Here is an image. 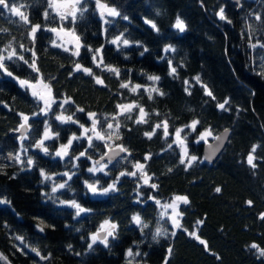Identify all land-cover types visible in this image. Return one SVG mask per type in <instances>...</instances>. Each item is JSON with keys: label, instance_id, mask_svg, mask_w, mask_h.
<instances>
[{"label": "trees", "instance_id": "1", "mask_svg": "<svg viewBox=\"0 0 264 264\" xmlns=\"http://www.w3.org/2000/svg\"><path fill=\"white\" fill-rule=\"evenodd\" d=\"M12 3L30 23L0 9V55L7 57L13 50L17 54L3 61L12 76L0 69V199L7 201L0 204V254L6 258L2 264H264V256L250 247L256 244L264 249V0H241L238 8L228 0H100L120 14L103 19L96 0H82L87 11L78 12L74 24L71 16L62 22L48 0ZM221 9L226 19H220ZM177 19L185 25L183 32L174 28ZM145 20L155 23L158 31ZM36 24L41 27L33 40L30 29ZM61 26L74 29L80 37L79 56L53 47L55 35L48 29ZM118 36L121 41L127 39L129 46L113 44ZM144 48L147 51L140 55ZM166 48L174 51L165 52ZM96 49H102L96 57L103 59L99 68L92 60ZM33 61L38 72L29 67ZM169 61L175 74H170ZM77 62L91 68L103 84L75 71ZM107 67L119 69V77ZM148 76L160 79L150 81ZM13 78L31 84L42 79L50 85L56 103L49 115L40 111L41 103ZM122 82H130L129 88H121ZM137 84L141 87L130 91ZM152 88L163 95L152 92L149 99ZM65 100L69 102L58 107ZM225 100V109H220L218 105ZM117 105L138 107L120 113ZM140 107L146 122L136 123ZM53 112L72 115L78 123H61ZM89 113L96 114L97 131L106 140L107 124L113 125V147L109 149L120 145L127 149L95 174L87 171L91 160L98 161L109 149L104 147L106 140L95 137L93 144L99 147H88L80 125L91 129ZM23 116L29 117L30 127L27 139L21 141L11 133ZM165 120L167 138L163 126L155 127ZM193 120L200 121L196 132L185 127ZM45 122L53 134L59 133L58 138L45 141L48 155L35 147L43 137ZM177 128H184L181 136H187L188 155L198 158L191 167L186 166L187 160L180 163L182 156L174 144ZM209 128L212 136L229 130L228 141L213 163L204 162L203 144L196 143L198 134ZM145 132L154 134L149 139ZM73 135L80 139L73 141L68 156L55 157V151ZM85 150V156L76 160ZM8 154L19 155L23 161L32 157L34 163L27 166L14 159L8 163ZM249 154L254 156L255 168L247 163ZM136 163L144 165L143 173L151 178L147 184L134 167ZM41 169L56 183L67 181L60 175L65 171L76 174L68 181L70 188L52 193L53 181H46ZM121 172H136V176H120ZM117 177L115 190L104 196H92L84 183H96L102 189ZM175 196L188 200L178 207L179 228L160 216L155 203H167ZM61 200H75L88 211L76 217V210L61 205ZM134 215L148 227L141 231L132 220ZM106 220L117 225L115 238H108V247L98 241L89 249L91 234ZM157 228L163 234L153 239ZM129 249L132 257L126 256Z\"/></svg>", "mask_w": 264, "mask_h": 264}, {"label": "snow or ice", "instance_id": "2", "mask_svg": "<svg viewBox=\"0 0 264 264\" xmlns=\"http://www.w3.org/2000/svg\"><path fill=\"white\" fill-rule=\"evenodd\" d=\"M81 5H82V0H73L72 8H71V10L69 12H67V13L57 12V15L60 16V20L62 22L64 20H66L69 16H71L72 23L74 24L75 21H76V18H77V13L80 12L82 14L84 11H87V9L82 7ZM96 5H97V7L99 9L102 10L101 11V17L102 18L105 15V11L107 12L108 16H118V15H120L116 11V9L109 8L107 5L100 3V0H96ZM48 6L49 7H54V0H49ZM0 9L7 10L12 15L19 16L20 20L23 23H25V24L30 23V21L28 19V16L24 14V12L21 10L20 7H17L15 4H13L12 0H0ZM48 15H49V13L47 11H45V13H44L45 18H47ZM157 15H159V13H157ZM219 16H220V19H222V20L226 19L223 9L220 10ZM123 19H127V17H123ZM256 19L260 20V16H257ZM145 23L150 24L153 29L158 31L157 25L155 23H153L152 21L145 20ZM40 27L41 26L39 24L33 25L31 27L30 35H31L33 40H35V34L40 29ZM175 27L177 29H179L180 32H183L185 30V25L183 24V22L180 19L176 20ZM48 30L51 31V32L57 33V35H59V33H61V32L65 33L67 35H71L73 37V39L76 41V48H75V51L72 52V55L79 56V54H80L79 49H80V47H82V45L80 43V37L75 35L74 29L69 30V29H66V28L61 26L59 29L58 28H50ZM120 42H122V44L124 46H129V41L127 39H123L121 41V37H119V36L112 40L113 44L119 45ZM53 47H61V45L56 43L55 41H53ZM253 47H255V45H253ZM262 47H264V45H262ZM21 48H23V45H21ZM69 50H70L69 48H64L65 52H68ZM88 50L89 51H93L91 48H89ZM169 50L174 51V49H170V48H166L164 51L167 52ZM101 51H102V49H96L95 52H93V56H92L93 63H95L98 68L103 64L102 57H101V59L99 61H97V58H96L97 55ZM146 51H147V48H144V51L141 52L140 55H143L144 52H146ZM33 55H35V54L33 53ZM15 56H17L15 50L10 52L7 57H4V56L0 55V69H3L5 72H7V68L5 67V64H4L3 61H4V59L12 60L13 57H15ZM17 58L20 59V60L24 59L23 56H19ZM24 62L25 63H29L26 60ZM169 66H170V69H171L170 74H175L176 68L171 66V62L170 61H169ZM29 67H31L34 71H37V72L39 71V69L36 68L35 61H33L31 64H29ZM74 70L75 71H83L86 75L93 76V78L95 79V82L97 84H103V80L100 77H97V76L93 75V72H92L91 68L83 67L79 62L75 63V69ZM107 70L112 72V73H114L117 77H119V75H120V70L117 69V68L107 67ZM7 74L9 76H12L11 72H7ZM147 79L150 80V81H159L160 77L159 76H148ZM195 80H196L197 83H200V78L198 76L195 77ZM19 83H20L21 87H24L26 85L29 88H33V89H35V87H36L34 84H31L29 81H26V80H20ZM38 83L42 84L44 89H47V98L45 97L44 94L39 93V92H37L35 90L32 92V95L34 97H36L38 100L43 102V107L41 108L40 111L45 116H47V115H49V112L52 109V104L56 103V101H55V98L51 96V87H50V85L47 84V83H44L42 79L40 81H38ZM129 83L122 82L120 84V87L121 88H129ZM187 83H188V81H185V84H187ZM201 86L204 87L206 95L212 96V93L207 89V86H205V85H201ZM140 87L141 86L139 84H137L134 87L130 88V91L135 92ZM185 91H188V89H185ZM152 92H159V90L157 88H152L151 91L148 92L149 99L152 98ZM159 94L163 95L162 92H159ZM189 94H191V93L189 92ZM68 102L69 101L65 100V101H63L62 104L58 105V107L62 108L63 104H67ZM227 103H228V101L225 100L223 103H220L218 105V107L220 109H225V105ZM117 107L120 108L122 111L125 110V109L131 111V109L133 107H138V106H136V105H117ZM76 111H81L82 112L84 110L82 108H77ZM139 112H140V118L136 120V123L146 122V121H143V117L146 115V113H145V111H144V109L142 107L139 108ZM38 114L39 113H37V115ZM53 115L55 116V119L60 121L61 123H68V122H71L73 124L78 123L77 120L73 119L72 115H67V116H65L63 114L56 115L54 112H53ZM95 115H96L95 113H89V117L92 119L91 131L95 134V138L96 139L101 140V141H105L106 140L105 134L103 132H101V131H97V124L99 123V121H97L94 118ZM157 115H159V113H157ZM28 120H29L28 116H23V121L24 122L19 125L20 129H24L25 130L24 132L21 133V136H20V140L21 141H23L24 139H27L26 133H27L29 127H30L28 125ZM199 123H200V121L193 120L190 124L185 125V127L189 128L192 132H196L197 125ZM161 126H163V129H164V136H165V138H167V136L169 135V133H168V122L165 120V121H163L162 125L161 124H156L155 125L156 128H160ZM80 127L83 129V133H84V135L87 138L88 147L89 148H94V149L98 148L99 145L93 144V136L87 135V133L90 131V129L89 128H85L83 124H81ZM112 127H113V125L111 123L107 124V128L108 129H111ZM118 127H119V124H117V128ZM183 131H184V128H177L175 130V141L174 142H176V143H178L179 145L182 146L183 158H181L180 163L181 164H185V162L187 160V165L186 166L187 167H191L192 163L197 161L198 158L196 156H194V155H192V156L188 155L187 147L185 145V140L187 139V136H183V137L181 136V133ZM227 132H228V130L225 129V132H224V134L222 136H214L213 138L216 139L217 141H220L221 144H222L223 140L226 139V137H227ZM153 134H154V132H145L144 133V135L147 136L149 139L151 138V136ZM209 136H212V130L210 128L209 129H205L203 132H200L198 134V139L196 140V143H199L200 141H204L205 143H207V137H209ZM58 137H59V133L57 132V133L53 134L51 132V130H50V126L47 124V122H45L43 137L38 140V142L35 144V147L37 149H40L45 155H48L49 154V148L47 146H45V141L53 139V138H58ZM109 138H110V134H109ZM78 139H80V137H77V136L73 135L71 137V139H69L67 141V144H61L60 145V148L55 151L54 156L55 157H59L61 159H64V157L68 156V149L71 147L73 141L74 140H78ZM104 147L105 148H109V145L105 142ZM169 147H171V144L169 145ZM119 149H120V152L127 151V149H125L123 147V145H120ZM21 150L22 151H27V149H25V148H22ZM109 150H111V149H109ZM255 150L256 149H255V146H254L253 149H252V152L254 153ZM86 151L87 150L80 152L79 156H76L75 159L79 160L80 157L85 156ZM118 155H119V153L114 152L112 156H109L107 158V163H104V164H101L99 160L98 161H94L93 162V166L87 168V171L89 173H93V174H95L97 172L104 171V169L108 167V164L112 163L114 157L118 156ZM11 158L14 159L15 161L21 163V164H26L27 166H32L33 163H34V160H33L32 157H28L26 161L21 160L19 155L13 156ZM147 158L148 157H146V159ZM205 158L207 159L208 157H205ZM89 159H91V157H89ZM104 159H105V156L101 155L100 160H104ZM253 161H254V156L252 154H249L248 157H247V163L250 166H252L253 168H255L256 165L253 163ZM69 163H71V161H69ZM72 166L76 167V165H74V164ZM134 167L137 170L141 171V176L145 178L144 182L147 184L148 181L151 178L147 177L146 173H143L142 170H143L144 165H142L140 163H136L134 165ZM169 171H171V169H169ZM75 174H76L75 172H72L70 174L68 171H65V172H63L60 175L67 177V181L56 183L54 178H53V176L48 175L43 169L40 170V175L46 181H48V180H52L53 181L52 189H51L52 193H56L59 189H64L66 187L70 188V185L68 184V181H71L73 175H75ZM104 174L107 175L108 173L104 172ZM124 175L136 176V172H121L120 173V176H124ZM118 180H119L118 177L115 178L112 184H109L108 187H105V188H102V189H98V186H97L96 183H89L88 181H84V183H85L86 188L90 192H92L94 195H96V194L106 195L109 191L115 190L116 183L118 182ZM150 187L155 189L156 185L155 184H151ZM216 191L219 192L220 188H217ZM50 198L55 199L54 197H50ZM152 199H155V198L152 197ZM177 201H182L185 204L188 203L187 197H183V196H175L173 201L170 202V203H166V204H162L161 205L159 200H155V203L160 205L165 210L172 209L173 216H170L169 219L171 220V222H172L174 227L179 228L180 227L179 220L174 218L176 216H179V213L177 212V207H178V205L176 203ZM3 203H7V201L0 199V204H3ZM59 203L61 205H65L66 204L68 207L74 208L76 210L75 211V216L76 217H79L81 215V213H84V212L88 211L87 209L82 207L79 203H77L75 200H71V201H67V202L61 200V201H59ZM248 203L251 204V201H249ZM161 215L163 216L164 213H161ZM261 218L264 219V216H262ZM132 220L138 227L141 228V231H143L144 228L148 227L147 224L142 222L141 218L138 215H134L132 217ZM116 228H117V225H115L114 223H111L110 221H107V220L104 221V223L100 225L99 231H97L96 233L91 234V236H90L91 242L87 245V247L89 249H92L93 245H95L98 241H99V243H102L105 247H108L109 246L108 238L109 237L115 238ZM40 231H43V228H40ZM77 231H79V229H77ZM101 232H104L105 234L101 235ZM162 234L163 233H162L161 229L157 228L156 233L153 236V239H156L157 236H160ZM172 235H175V232H173ZM190 235H195V234L194 233H190ZM195 238L200 240V238L198 236H196ZM16 239L21 240L23 242V238L22 237L18 236V237H16ZM200 243L201 244H205V246H206V242L204 240H200ZM69 247H71V246H69ZM250 247L254 248V249H257L259 254L261 256H264V249L259 248L258 245L252 244ZM31 251L35 252V254L37 256H40V252L38 250L33 248V249H31ZM168 251H169V253H171V249H169ZM77 255H79V253ZM127 255L129 257L133 256L132 249H129L127 251ZM135 255H140V253H136ZM0 259H6V258H4L2 256V254H0ZM41 259H45V257L41 256Z\"/></svg>", "mask_w": 264, "mask_h": 264}, {"label": "rangeland", "instance_id": "3", "mask_svg": "<svg viewBox=\"0 0 264 264\" xmlns=\"http://www.w3.org/2000/svg\"><path fill=\"white\" fill-rule=\"evenodd\" d=\"M72 4H73V0H62V1H54V7H51V9L55 12V13H57V12H60V13H67V12H69L70 10H71V8H72ZM98 11H99V13H100V17H101V9H99L98 8ZM107 17H110V16H108L107 15V12L105 11V15H104V17L103 18H107ZM102 18V17H101ZM102 18V19H103ZM174 28L175 29H177L176 27H175V25H174ZM178 31H179V29H177ZM54 35H55V40H56V43H58V44H60L61 45V47L62 48H69L70 50H72V51H75V48H76V41L73 39V37L71 36V35H67V34H65V33H63V32H61V33H59V35H57V33H54ZM13 80L18 84V85H20V83H19V79H15V78H13ZM36 87H35V89H33V88H29L27 85L26 86H24V87H26L29 91H30V93H31V95H32V92L35 90V91H37V92H39V93H42V94H44L45 95V97L47 98V89H44L43 88V86H42V84H40V83H33ZM21 86V85H20ZM33 96V95H32ZM34 97V96H33ZM34 98H36V97H34ZM37 99V98H36ZM38 100V99H37ZM40 103H41V105L43 106V102L42 101H40V100H38ZM125 110H127V109H125ZM124 111V110H123ZM121 109H120V113L121 112H123ZM24 121L22 120V123H23ZM114 133H115V130H114V128L112 127L111 129H110V132H108V135H107V143H108V145H109V148L110 147H113L112 146V144H111V137L114 135ZM109 134H110V138H109ZM90 135L91 136H93V137H95V134L91 131V129H90ZM213 137L214 136H209V137H207V142H209V141H211L212 139H213ZM198 139V136H197V138H196V140ZM174 141H175V135H174ZM199 143H202V144H205V142L204 141H200ZM174 144L178 147V149H179V151H180V155L182 156V158H183V151H182V146L181 145H179L178 143H176V142H174ZM115 146V145H114ZM109 148H106V150H108ZM93 160H91V167L93 166ZM90 194L92 195V196H104V195H99V194H96V195H94L92 192H90ZM174 199V198H173ZM173 199L171 200V201H169V202H167V203H170V202H172L173 201ZM177 203V205H178V207H179V205L180 204H182L183 202L182 201H177L176 202ZM163 204H166V203H163ZM162 205V204H161ZM178 207H177V212H178ZM159 212H160V216L162 217V218H166L167 220H168V222L173 226V224H172V222H171V220L169 219V217L170 216H173V212H172V209H167V210H165V209H163L160 205H159ZM161 213H164V215L162 216L161 215ZM174 218H176V219H178L179 220V216H176V217H174ZM174 227V226H173ZM110 238V237H109ZM126 256H127V254H126ZM4 261L2 260V259H0V264H2ZM127 262V261H126Z\"/></svg>", "mask_w": 264, "mask_h": 264}, {"label": "water", "instance_id": "4", "mask_svg": "<svg viewBox=\"0 0 264 264\" xmlns=\"http://www.w3.org/2000/svg\"><path fill=\"white\" fill-rule=\"evenodd\" d=\"M228 1H230L231 4L236 5L237 8L239 7V4L241 2V0H228ZM48 2H49V0H48ZM24 131H25L24 129H20V127H18V129L16 131H13L11 134L17 135L18 138L20 139L21 133L24 132ZM224 132H225V130H223L222 132H220L216 136H222L224 134ZM228 138H229V130L227 132V137H226V139L223 140L222 144H221L220 141H217L214 138L211 141L203 144L202 151H201V156H202V159L204 160V162L213 163L217 159V157L220 155V153L223 151V149H224V147H225V145H226V143L228 141ZM114 152L119 153V155L115 156L113 161H115L117 158H119L121 156V154H122V152H120L119 147L111 148V150H108L104 154V156H105L104 160H100L99 159L100 163L101 162H107V158L109 156H112ZM11 157H12L11 154L7 155L8 163L12 162V158ZM205 157H208V158L206 159ZM101 235H103V232H101Z\"/></svg>", "mask_w": 264, "mask_h": 264}]
</instances>
